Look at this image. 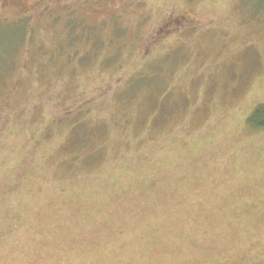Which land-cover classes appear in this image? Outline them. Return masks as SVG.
I'll return each mask as SVG.
<instances>
[{"label":"rangeland","instance_id":"rangeland-1","mask_svg":"<svg viewBox=\"0 0 264 264\" xmlns=\"http://www.w3.org/2000/svg\"><path fill=\"white\" fill-rule=\"evenodd\" d=\"M264 0H0V264H264Z\"/></svg>","mask_w":264,"mask_h":264},{"label":"trees","instance_id":"trees-1","mask_svg":"<svg viewBox=\"0 0 264 264\" xmlns=\"http://www.w3.org/2000/svg\"><path fill=\"white\" fill-rule=\"evenodd\" d=\"M248 121L255 123L257 127H255L254 129L256 130L264 128V105L263 104H261L256 109L254 117L248 119Z\"/></svg>","mask_w":264,"mask_h":264}]
</instances>
